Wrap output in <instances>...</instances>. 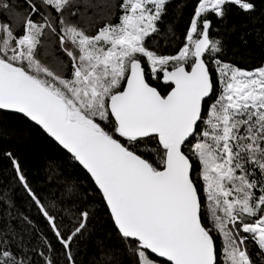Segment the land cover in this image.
Masks as SVG:
<instances>
[{
    "label": "snow or ice",
    "instance_id": "obj_1",
    "mask_svg": "<svg viewBox=\"0 0 264 264\" xmlns=\"http://www.w3.org/2000/svg\"><path fill=\"white\" fill-rule=\"evenodd\" d=\"M172 3L115 0L118 14L109 3L93 29L78 0H0V112L37 126L86 170L132 264H257L247 242L264 256V66L229 61L224 38L235 31L231 8L250 14L255 4L193 0L184 42L168 55L153 41L166 23L174 33ZM4 155L75 264L91 212L79 209L65 233L63 201L45 203L15 153ZM41 235L29 247L0 227V264H35L30 254L54 264Z\"/></svg>",
    "mask_w": 264,
    "mask_h": 264
},
{
    "label": "trees",
    "instance_id": "obj_2",
    "mask_svg": "<svg viewBox=\"0 0 264 264\" xmlns=\"http://www.w3.org/2000/svg\"><path fill=\"white\" fill-rule=\"evenodd\" d=\"M78 2L81 13L93 29L105 23L109 11L106 5L109 3L113 5L110 9L113 16L118 14L114 7L115 0H86L87 6L85 0ZM252 2L255 10L250 14H244L237 7L231 8L228 24L235 25V31L224 37L230 45L228 60L249 71L264 66V0ZM192 7L193 0H173L170 4L165 20L174 25V33L167 31L166 23L161 25L162 34L153 41L163 54L174 55L182 46ZM152 83L162 93L169 90L162 82L154 80ZM0 129V193L3 194L0 196V227L14 226L29 247L40 248L44 240L41 234H46L54 245V251L46 254L51 256L54 264H69L63 247L53 237L45 218L15 179L11 162L4 155L12 151L24 168L33 191L39 193L45 203L50 200L63 201L57 207L65 233L72 231L79 219V209L91 212L86 230L72 245L75 264H132V258L126 253L108 210L100 203L94 182L70 154L37 126L15 114L0 112ZM69 187L74 189L71 198L65 191ZM247 248L257 264H264V256L258 255L260 250L255 241L249 240ZM30 255L35 264H44V257Z\"/></svg>",
    "mask_w": 264,
    "mask_h": 264
},
{
    "label": "water",
    "instance_id": "obj_3",
    "mask_svg": "<svg viewBox=\"0 0 264 264\" xmlns=\"http://www.w3.org/2000/svg\"><path fill=\"white\" fill-rule=\"evenodd\" d=\"M163 83V82H162ZM49 137V136H48ZM50 138V137H49ZM52 139V138H51ZM54 141V139H52ZM56 142V141H54ZM57 143V142H56ZM58 144V143H57ZM59 145V144H58ZM60 146V145H59ZM62 148V146H60ZM63 149V148H62ZM66 151V150H65ZM78 163V162H77ZM81 166V165H80ZM82 167V166H81ZM86 171V170H85ZM89 175V174H88ZM90 176V175H89Z\"/></svg>",
    "mask_w": 264,
    "mask_h": 264
}]
</instances>
